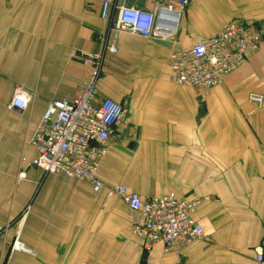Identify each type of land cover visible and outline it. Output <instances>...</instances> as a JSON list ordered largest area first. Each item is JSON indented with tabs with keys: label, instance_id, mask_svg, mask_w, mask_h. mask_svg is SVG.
<instances>
[{
	"label": "crops",
	"instance_id": "obj_1",
	"mask_svg": "<svg viewBox=\"0 0 264 264\" xmlns=\"http://www.w3.org/2000/svg\"><path fill=\"white\" fill-rule=\"evenodd\" d=\"M127 4L151 10L155 0ZM240 17L262 20L264 0H190L173 37L124 32L104 60L97 99L121 102L126 114L113 127L118 138L108 142L99 177L143 198H198L205 237L177 255L160 243L148 250L133 237L139 215L121 198L29 166L37 151L27 139L47 103L73 100L93 71L90 59L71 54L102 49L101 2L0 0V224L13 220L0 236V264H141L144 250L146 264H260L264 101L249 96H264V44L209 91L172 82L168 63L172 51ZM16 84L36 94L24 112L10 106ZM18 231L25 249L12 250Z\"/></svg>",
	"mask_w": 264,
	"mask_h": 264
},
{
	"label": "built area",
	"instance_id": "obj_2",
	"mask_svg": "<svg viewBox=\"0 0 264 264\" xmlns=\"http://www.w3.org/2000/svg\"><path fill=\"white\" fill-rule=\"evenodd\" d=\"M101 2V18L107 27L98 31L102 49L95 53L73 52L93 63L89 79L73 99L50 100L37 128L27 142L37 153L29 166L39 169L42 177L63 174L91 183L96 193L107 198L119 197L139 215L132 230L146 249L162 244L164 251L181 255L182 251L205 237L202 223L196 218L198 198L178 196L170 192L163 196L143 198L122 184L108 185L99 177L101 163L111 138H118L113 127L124 120L125 106L111 97L97 99L98 84L104 72L108 53L118 51L116 40L127 32L152 40L173 37L177 16L190 0H155L151 10L128 5L127 0H97ZM264 44V18H235L211 37H200L188 47L169 55L170 80L209 91L223 84L229 74L245 64L249 56ZM250 100L262 105L264 96L251 93ZM36 99L33 90L16 84L10 106L18 112L31 108ZM24 175V170L20 172ZM30 205L20 219H24ZM12 221L0 224V236ZM23 221L21 222V225ZM21 225L19 229H21ZM21 232L15 235L12 250H23ZM255 259L264 264L262 252Z\"/></svg>",
	"mask_w": 264,
	"mask_h": 264
},
{
	"label": "water",
	"instance_id": "obj_3",
	"mask_svg": "<svg viewBox=\"0 0 264 264\" xmlns=\"http://www.w3.org/2000/svg\"><path fill=\"white\" fill-rule=\"evenodd\" d=\"M148 250H144L141 264H146Z\"/></svg>",
	"mask_w": 264,
	"mask_h": 264
},
{
	"label": "rangeland",
	"instance_id": "obj_4",
	"mask_svg": "<svg viewBox=\"0 0 264 264\" xmlns=\"http://www.w3.org/2000/svg\"><path fill=\"white\" fill-rule=\"evenodd\" d=\"M19 217V216H18ZM18 217L17 218H15V219H18ZM13 223V220H12V222H11V224ZM132 233H133V230H132ZM133 235H134V233H133ZM134 238H136V239H138L135 235L133 236ZM133 238V239H134Z\"/></svg>",
	"mask_w": 264,
	"mask_h": 264
}]
</instances>
